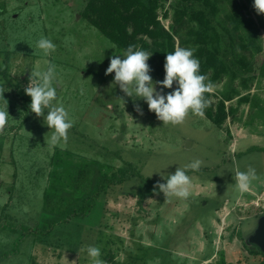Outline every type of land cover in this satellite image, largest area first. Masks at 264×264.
Listing matches in <instances>:
<instances>
[{
	"label": "rangeland",
	"instance_id": "1",
	"mask_svg": "<svg viewBox=\"0 0 264 264\" xmlns=\"http://www.w3.org/2000/svg\"><path fill=\"white\" fill-rule=\"evenodd\" d=\"M5 1L0 49L13 52L11 76L26 79L27 86L31 71L55 64L60 85L54 103L64 105L74 125L67 143L52 147L45 143L51 130L43 116L29 110L22 117L7 108L8 123L0 133V255H7L0 264H91L88 246L99 247L107 264H219L221 254L226 264H264V252L244 246L264 213V120L249 119V104L226 102L237 111L221 125L205 115L190 114L181 125L164 126L145 100L127 97L113 84L115 73L105 75L110 59L114 55L123 59V52L81 17L84 0ZM170 16L171 11L168 17L159 14L168 29ZM260 35L264 41V28ZM42 36L56 45L48 56L37 47ZM176 84L162 89L163 94L174 91ZM217 88L221 84L211 92ZM156 89L161 91L160 85ZM248 92L264 101V79L256 80ZM134 104L140 105L143 115ZM58 149L112 169L130 161L145 176L108 190L103 207L98 201L81 221V243L75 250L34 244L24 234L21 240L25 225L42 207L49 160ZM195 159L203 164L188 174L189 198L166 199L158 189L153 191L157 183L150 180L166 178ZM249 166L256 169L258 179L241 194L235 172Z\"/></svg>",
	"mask_w": 264,
	"mask_h": 264
},
{
	"label": "trees",
	"instance_id": "2",
	"mask_svg": "<svg viewBox=\"0 0 264 264\" xmlns=\"http://www.w3.org/2000/svg\"><path fill=\"white\" fill-rule=\"evenodd\" d=\"M253 4L254 0H84L79 13L118 51L124 52L128 46L135 45L153 53L147 63L154 81L165 77L167 53L177 46L194 48L200 74L206 75L214 87L221 84V88L205 94L210 106L204 111L213 124L221 125L230 114L235 116L237 108L226 105L234 99L237 105L249 104L250 120H264V101L256 93L248 92L256 80L264 79V41L260 35L264 14H258ZM6 6V1L0 0V18L7 12ZM169 11L171 26L168 29L159 14L168 17ZM12 58L11 50L0 49V87L5 90L3 96L8 101V110L24 117L30 110L31 97L24 91L26 79L10 74ZM212 96L217 100L213 101ZM4 99L0 98L2 107H5ZM49 163L51 170L43 190L42 207L36 219L25 225L21 233V240L24 234L32 243L45 247L67 245L75 250V245L81 243L84 228L81 221L98 201H102L103 207L108 190L134 176L145 178L130 161L112 169L111 165L96 159H74L68 150H56ZM191 172L188 170L187 174ZM166 179L150 181L166 183ZM247 245L261 252L246 240L244 246ZM219 264H226L222 254Z\"/></svg>",
	"mask_w": 264,
	"mask_h": 264
},
{
	"label": "clouds",
	"instance_id": "3",
	"mask_svg": "<svg viewBox=\"0 0 264 264\" xmlns=\"http://www.w3.org/2000/svg\"><path fill=\"white\" fill-rule=\"evenodd\" d=\"M253 7L258 14H264V0H254ZM37 47L43 50L45 56L56 50V45L43 36L38 40ZM194 52V48L177 46L173 52L167 53L164 63L165 77L162 81L154 82L149 74L151 68L147 63L153 53L130 45L123 52V59L121 55H114L110 59L105 75L115 73L113 84L118 85L127 97L145 100L149 111L154 112L164 126L181 125L190 114L204 115L205 109L210 106L205 94L210 93L214 88V84L207 76L200 74V62L194 56ZM28 79L24 91L31 97L30 111L37 117L43 116L44 123L51 130V135L45 139V143L52 147L67 143L68 132L73 127L74 121L62 103H54L58 99L56 85H60L57 80L56 65L49 62L46 70L31 71ZM174 81L177 82L176 89L166 95L163 94L162 89H172ZM156 85H160L161 91H157ZM4 92V88L0 87V98L4 99ZM119 99L125 103L123 97ZM4 100L5 107L0 108V133L5 130L9 118L8 101ZM134 108L143 115L139 104H134ZM45 109H47L46 115ZM202 164L203 161L195 159L183 168H176L174 174L167 176L166 183L157 182L153 191L156 192L158 189L166 199L173 196L180 199L189 198L192 179L187 172L199 171ZM257 179L256 169L251 166L246 171L235 172V186L241 194L249 192L252 182ZM86 251L91 258V264H107L101 259L102 253L99 247L88 246Z\"/></svg>",
	"mask_w": 264,
	"mask_h": 264
},
{
	"label": "water",
	"instance_id": "4",
	"mask_svg": "<svg viewBox=\"0 0 264 264\" xmlns=\"http://www.w3.org/2000/svg\"><path fill=\"white\" fill-rule=\"evenodd\" d=\"M118 138H121V133L117 135ZM249 243L256 245L262 252H264V215L259 217L257 227L252 234L249 235Z\"/></svg>",
	"mask_w": 264,
	"mask_h": 264
},
{
	"label": "flooded vegetation",
	"instance_id": "5",
	"mask_svg": "<svg viewBox=\"0 0 264 264\" xmlns=\"http://www.w3.org/2000/svg\"><path fill=\"white\" fill-rule=\"evenodd\" d=\"M260 215H264V213L260 214Z\"/></svg>",
	"mask_w": 264,
	"mask_h": 264
}]
</instances>
